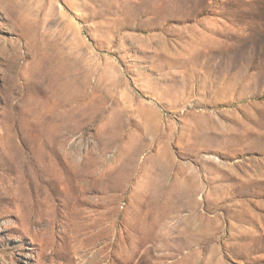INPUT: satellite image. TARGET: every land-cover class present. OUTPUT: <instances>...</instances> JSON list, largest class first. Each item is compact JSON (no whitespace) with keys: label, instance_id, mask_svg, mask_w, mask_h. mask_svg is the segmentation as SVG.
Segmentation results:
<instances>
[{"label":"rangeland","instance_id":"obj_1","mask_svg":"<svg viewBox=\"0 0 264 264\" xmlns=\"http://www.w3.org/2000/svg\"><path fill=\"white\" fill-rule=\"evenodd\" d=\"M0 264H264V0H0Z\"/></svg>","mask_w":264,"mask_h":264}]
</instances>
